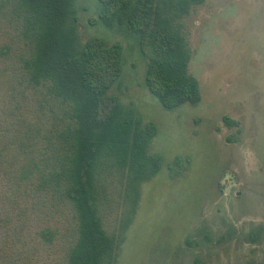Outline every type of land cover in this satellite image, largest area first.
Returning a JSON list of instances; mask_svg holds the SVG:
<instances>
[{"label":"rangeland","instance_id":"rangeland-1","mask_svg":"<svg viewBox=\"0 0 264 264\" xmlns=\"http://www.w3.org/2000/svg\"><path fill=\"white\" fill-rule=\"evenodd\" d=\"M97 3L76 0L80 40L100 36L123 44L124 73L113 93L145 122L157 124L150 152L164 158L158 175L142 186L117 264H264V0H205L192 9L184 19L192 49L189 71L200 83L202 100L175 111L164 109L146 88L148 62L138 42L92 21ZM20 13L16 0H0V264H33L16 260L18 201L10 188L16 106L31 113L41 98L19 82L28 54ZM177 157L184 167L172 171ZM101 184L103 220L118 236L126 177L109 169ZM60 209L63 214L53 211L48 221L42 219L46 209L34 217L30 211L27 219L29 231L45 222L66 229L51 253L54 264H63L75 227L70 208Z\"/></svg>","mask_w":264,"mask_h":264},{"label":"trees","instance_id":"trees-1","mask_svg":"<svg viewBox=\"0 0 264 264\" xmlns=\"http://www.w3.org/2000/svg\"><path fill=\"white\" fill-rule=\"evenodd\" d=\"M16 1L28 44L19 82L41 97L31 113L21 103L16 106L17 153L10 177L13 200L18 201L13 213L16 260L55 263L51 253L66 229L45 222L29 231L27 219L30 211L34 217L46 209L42 219L48 221L53 211L60 216L66 206L75 227L63 264H117L142 186L163 167V156L150 152L158 126L145 122L113 93L124 73V46L100 36L82 43L76 0ZM97 1L98 18L92 21L138 42L148 62L145 86L162 107L175 111L198 105L202 92L189 71L192 49L184 19L205 0ZM175 166L184 167L181 157L169 169ZM109 169L126 177L118 236L109 232L102 216L101 182Z\"/></svg>","mask_w":264,"mask_h":264},{"label":"flooded vegetation","instance_id":"flooded-vegetation-1","mask_svg":"<svg viewBox=\"0 0 264 264\" xmlns=\"http://www.w3.org/2000/svg\"><path fill=\"white\" fill-rule=\"evenodd\" d=\"M236 122V125H238L239 124V122H237V121H235Z\"/></svg>","mask_w":264,"mask_h":264}]
</instances>
